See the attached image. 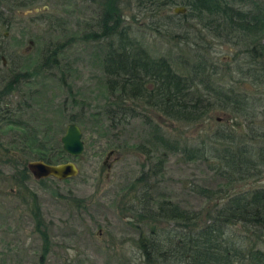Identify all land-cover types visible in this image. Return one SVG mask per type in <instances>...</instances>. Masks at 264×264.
<instances>
[{
	"label": "rangeland",
	"instance_id": "obj_1",
	"mask_svg": "<svg viewBox=\"0 0 264 264\" xmlns=\"http://www.w3.org/2000/svg\"><path fill=\"white\" fill-rule=\"evenodd\" d=\"M117 1L121 11L120 26L127 27L129 36L141 41L152 56L182 52L192 57V49L180 48L176 42L182 36L192 40L197 34L203 37L208 48L198 52H204L218 64L232 61L237 48L204 36L195 21L173 25L174 9L184 5L163 8L156 14L142 12L140 8L145 6H136L134 0ZM1 8L9 25L0 30L2 65L13 70L0 73L21 75L27 72L18 90L6 97L10 108L18 110L14 119L30 126L28 141L49 139L54 143L60 141L72 116L81 129L84 143L79 156L68 155L65 159L76 164L79 172L74 177L37 180L30 174L24 182L36 194L40 214L47 225L50 251L45 264H126L129 261L142 264L140 252L131 242L138 235L128 224L127 208L133 206L131 198L144 181L155 201L162 198L185 210H203L204 213L213 202L193 189L198 186L225 188L224 180L209 166L213 163L211 159L187 160L180 152L163 149L151 140L150 125L145 120L157 121L162 131L181 145L185 141L189 144L204 140L212 127L227 129L232 124L230 110L218 109L207 122L187 125L143 107L141 116L130 118L113 130L103 114L109 102L103 73L105 39L89 35L100 31L96 20L103 9L101 0H40L31 7L15 11L5 5ZM184 12L185 7L180 13ZM171 32L178 33L179 37L172 39ZM58 45H61L60 50ZM47 51L55 54L56 59L48 69L42 65ZM233 72L232 77H235ZM239 84L253 94L251 98H259V89L249 82ZM2 85L1 82L0 87ZM260 111L263 112L259 119L257 116L255 119L264 133V107ZM241 125L237 133H245L246 137L254 135V130L247 128L250 125L247 120ZM19 130L0 123V151L2 147L11 148L14 141L20 142ZM37 151L24 152L27 161L34 160ZM109 151L113 152L106 158ZM8 165L0 164V264H38L42 239L35 231L28 202L7 180L12 174ZM139 177L141 182H136ZM250 182H240L233 189L248 188L253 185ZM257 182L255 185H264V178ZM171 226L161 222L157 228L163 230ZM233 234L241 235L237 229Z\"/></svg>",
	"mask_w": 264,
	"mask_h": 264
},
{
	"label": "trees",
	"instance_id": "obj_2",
	"mask_svg": "<svg viewBox=\"0 0 264 264\" xmlns=\"http://www.w3.org/2000/svg\"><path fill=\"white\" fill-rule=\"evenodd\" d=\"M38 1L0 0V30L9 26L2 5L15 11L31 7ZM134 1L138 7L145 6L140 8L142 12L156 14L163 8L184 5L186 12L172 13L173 25L193 20L204 36L220 39L237 49L231 62L218 64L204 52L197 51L207 45L202 41L203 37L196 34L192 40L182 36L176 42L180 48L192 49V57L182 52L154 57L141 41L129 36L127 27L120 26L118 1L101 0L103 9L96 20L100 31H92L89 35L105 39L103 73L109 102L103 114L111 129L116 130L128 119L141 116L143 107L187 125L207 122L218 109L230 110L232 120L231 129L212 127L204 140L189 144L185 141L181 145L162 131L157 121L145 120L150 125L151 140L163 149L180 152L187 160L211 159L213 163L209 166L224 180L225 188L198 186L193 189L213 202L204 213L203 210H185L162 198L155 201L144 181L131 198L133 206L127 208L130 212L128 224L138 235L130 240L140 252L142 264H264V185H255L264 178V133L255 119L256 116L259 119L264 107V0ZM174 35L171 32L172 39L176 40L178 33ZM1 39L0 31V71L9 72L13 69L2 65ZM56 47L60 50L61 45ZM55 60V54L47 51L43 54L42 65L48 69ZM25 75L27 72L21 75L0 73V83H3L0 87V123L9 128H20L22 135L19 143H12L14 147H2L0 164H9L12 174L7 180L31 208L35 231L42 239L38 264H45L50 251L48 230L36 194L24 183L30 176L24 152L38 150L34 153L35 159L53 164L64 162L68 154L59 140L51 143L49 139L43 142L32 138L28 141L30 126L14 119L18 110L10 108L11 103L6 97L18 90ZM241 81L259 89V98H251L253 94L240 88ZM248 112L253 114L249 122ZM244 119L253 127L247 126L254 130V135L246 137L245 133H237L236 129L242 126ZM70 121H73L72 116ZM138 179L136 182H141L140 177ZM245 181H252L253 185L233 189ZM161 222L172 226L158 230L157 225ZM235 229L241 233L239 237L233 234Z\"/></svg>",
	"mask_w": 264,
	"mask_h": 264
},
{
	"label": "water",
	"instance_id": "obj_3",
	"mask_svg": "<svg viewBox=\"0 0 264 264\" xmlns=\"http://www.w3.org/2000/svg\"><path fill=\"white\" fill-rule=\"evenodd\" d=\"M184 7H176L175 13L183 12ZM63 150L72 157L79 156L84 148L82 140V132L75 122H70L65 127V132L60 138ZM113 151H109L106 158ZM27 168L33 177L37 180L52 177L58 180H65L78 174L77 166L73 161H65L60 163H48L42 159L30 160L27 162Z\"/></svg>",
	"mask_w": 264,
	"mask_h": 264
},
{
	"label": "flooded vegetation",
	"instance_id": "obj_4",
	"mask_svg": "<svg viewBox=\"0 0 264 264\" xmlns=\"http://www.w3.org/2000/svg\"><path fill=\"white\" fill-rule=\"evenodd\" d=\"M13 93L16 92V91H12ZM29 171V170H28ZM30 172V171H29ZM31 174V173H30ZM32 175V174H31ZM33 176V175H32Z\"/></svg>",
	"mask_w": 264,
	"mask_h": 264
}]
</instances>
